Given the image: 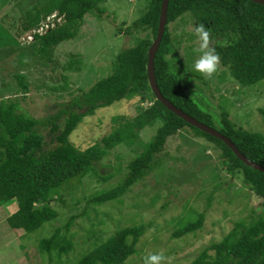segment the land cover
<instances>
[{"label": "trees", "instance_id": "1", "mask_svg": "<svg viewBox=\"0 0 264 264\" xmlns=\"http://www.w3.org/2000/svg\"><path fill=\"white\" fill-rule=\"evenodd\" d=\"M106 1L41 0V6L34 7L31 16L22 22V28L14 30L17 37L10 36V32L0 26V48L10 46L8 40L18 45L19 37L39 29L43 19L57 12L61 16L57 17L59 21L55 20L54 26L44 34L33 33V42L29 44L31 48H38V56L48 58L60 43L77 36L88 14L103 15L100 6ZM162 2L150 0L147 11L124 31L127 35L135 31H149L152 37L140 38L134 46L120 52L115 57L109 76L87 91H81L69 103L63 104L58 112L37 119L21 112L18 98L0 102V207L17 201L19 209L7 221L14 231H20L21 239L59 217L54 204L67 205L66 191L62 190L65 184L70 187L68 191H74V182H80L89 175L107 182L123 172L120 163L112 167L110 163L103 162L106 155L118 146L136 143L142 151L128 162V172L118 180L117 185L91 195V204L101 206L118 200L147 176L161 174L166 167V158L170 156L163 154L168 138L186 130L187 126L195 130V134L190 131L195 136L204 137L221 151V163L231 178L240 179L262 200L264 208V173L245 165L221 140L200 131L168 110L151 90L147 73L148 51L158 33ZM186 15L192 17L197 26L205 25L209 31V42L214 41L212 48L219 54L222 66L228 68L241 85L250 86L264 79V5L250 0H169L167 27L154 63L159 89L176 107L216 129L209 124L212 116L191 100L182 81L170 69L169 56L175 51L170 25ZM121 31L118 30L119 33ZM70 62L64 66L65 70L73 69L74 62ZM15 78L21 92L28 94L27 75L20 73ZM67 83L65 87L49 90L54 93L64 91ZM137 95H140V103L148 101L151 105L146 108L138 105L132 118L114 117L113 122L118 126L85 150L71 142V135L86 116ZM221 118V128L216 130L228 137L242 154L264 166V135L238 127L227 113H223ZM157 125L159 128L151 141L140 144L138 139L135 142L145 127ZM42 129L48 130L47 134ZM106 167H112L115 172L101 173L100 169ZM61 191L64 193L61 194ZM212 199L211 194L207 198L208 207ZM77 218L71 216L64 227H58L50 238L42 240L39 251L59 260L71 253L74 243L68 231ZM204 223L205 213H198L195 219L176 230L173 237L194 233ZM147 227L141 224L117 230L107 241L82 255L76 264H126L137 253V244ZM90 234H94L92 229ZM212 250L213 255L210 253ZM190 264H264V209L260 214L251 216L248 223L239 222L220 243L205 248Z\"/></svg>", "mask_w": 264, "mask_h": 264}, {"label": "rangeland", "instance_id": "2", "mask_svg": "<svg viewBox=\"0 0 264 264\" xmlns=\"http://www.w3.org/2000/svg\"><path fill=\"white\" fill-rule=\"evenodd\" d=\"M7 1L12 4L5 5ZM31 1L0 2V26L7 29L10 36H16L14 30L21 29L22 22L34 12L37 2ZM149 1L107 0L100 6L103 15L88 14L77 36L60 43L48 58L38 56V48L30 47L33 31L19 37L18 45L8 40L10 46L0 48V102L18 98L21 112L37 119L58 112L63 104L69 103L81 91H87L109 76L115 57L120 52L134 46L140 38L152 37L149 31H135L131 35L124 32L147 11ZM22 13H26L25 17H21ZM54 16L43 20L41 25L53 23ZM196 26L189 15L170 25L175 49L169 56L172 74L182 81L191 100L212 116L209 124L216 129L221 128V117L227 113L238 127L264 135V79L254 85L243 86L221 62L210 78L196 72L194 63L201 55ZM119 29H122L121 34ZM213 44L214 41L209 42L210 47ZM71 60L74 62L73 69L65 70L64 66ZM20 73L27 75L28 94L19 89L15 75ZM65 82H68L66 90L55 93L49 90L65 87ZM138 105L146 108L151 104L148 101L140 103V95H137L97 109L94 115L86 116L78 125L70 137L71 142L81 150L87 149L118 126L113 122L114 117L132 118ZM158 128L159 125L145 127L135 142L139 139L140 144L148 143ZM42 131L47 134L48 130ZM190 131L195 134V130L187 126L186 130L168 138L163 154L170 156L166 158V167L161 174L154 177L153 173L122 198L96 206L89 202L91 195L117 185L118 180L128 172V162L142 151L136 143L111 150L103 162L110 163L112 167L120 163L123 172L107 182L89 175L80 182H74V191H68L70 187L65 184L62 190L66 191L67 205L54 204L59 217L25 238H19L20 242H14L6 232L5 229L11 231L6 222L8 211L0 208V224L5 225L0 230V239L8 235L4 242L10 244L0 252V260L7 264H76L82 255L93 251L117 230L145 224L147 231L137 244V253L126 264H143L144 257L154 252L164 254V264H190L205 248L220 243L239 222L248 223L251 216L260 214L264 209L262 200L240 179L231 178L221 163V151L204 137L195 136ZM112 167L100 171L103 174L115 172ZM216 185L220 186L214 189ZM211 194L213 199L208 207L207 198ZM12 203L15 201L6 205ZM198 213H205L203 227L174 238L173 233L195 219ZM71 216H78L68 231L74 243L71 253L61 260L41 253V241L50 238L58 227H64ZM91 229L94 234H90ZM9 251L15 259L7 256ZM210 253L213 255L214 250Z\"/></svg>", "mask_w": 264, "mask_h": 264}, {"label": "water", "instance_id": "3", "mask_svg": "<svg viewBox=\"0 0 264 264\" xmlns=\"http://www.w3.org/2000/svg\"><path fill=\"white\" fill-rule=\"evenodd\" d=\"M250 1L255 2L257 4L264 5V0H250ZM168 6H169V0H163L162 6H161L159 25H158V33L148 51L147 73H148L149 85L156 99L162 102L163 105L168 110H170L175 115L183 119L186 123L224 142L245 165L264 173V166L250 160L248 157L242 154L238 150V148L235 146V144L228 137L224 136L222 133H220L216 129L196 120L195 118H193L192 116L184 112L183 110L179 109L169 100H167L161 93L158 83H157L156 75H155L154 63H155L157 51L160 47L161 41L163 39L165 30L167 27Z\"/></svg>", "mask_w": 264, "mask_h": 264}, {"label": "clouds", "instance_id": "4", "mask_svg": "<svg viewBox=\"0 0 264 264\" xmlns=\"http://www.w3.org/2000/svg\"><path fill=\"white\" fill-rule=\"evenodd\" d=\"M58 20L57 16H54ZM59 21V20H58ZM195 33L199 37V49L201 55L194 63L196 72L202 74L206 78L212 77L218 70L220 57L215 49L209 46L210 36L209 31L206 30L205 25L199 24L195 28ZM166 257L162 252H154L144 257L143 264H164Z\"/></svg>", "mask_w": 264, "mask_h": 264}, {"label": "crops", "instance_id": "5", "mask_svg": "<svg viewBox=\"0 0 264 264\" xmlns=\"http://www.w3.org/2000/svg\"><path fill=\"white\" fill-rule=\"evenodd\" d=\"M34 3H36V7H40L41 5H40V1L41 0H32ZM31 1V2H32ZM8 4H12V2L11 1H7L6 2V4L5 5H8ZM5 5H4V7H5ZM12 7V6H11ZM34 9V8H33ZM19 13H21V12H19ZM28 13V12H27ZM24 14H26V13H22V16L21 17H25V15ZM53 14H55L57 17H59V18H61V16H59L58 15V13L57 12H54ZM53 14H51L50 16H52ZM14 15H16V14H14ZM5 17H7V15L5 14L4 15ZM50 16H48L47 18H49ZM43 20H45V19H43ZM42 20V21H43ZM13 201H15V203H12L11 205H3V206H1L0 208H4L6 211H8V217L9 216H11L12 214H14V213H16L17 211H18V203H17V201L16 200H13ZM7 220H8V218H7ZM6 220V222H8ZM0 230L2 229V228H5L4 226V224H0ZM9 228L11 229V231L9 232V230L8 229H5L6 230V232L8 231V234H9V236L13 239V241L14 242H20V233H18V232H20V231H14L10 226H9ZM17 232V233H16ZM4 238H8V235H5V236H3L1 239H0V252L2 253L8 246H10V244H6L5 242H4ZM5 243V244H4ZM11 254V252L9 251L8 252V257L9 258H11V259H15V257H14V255L12 254V255H10ZM0 264H7L6 262H3V261H1L0 260Z\"/></svg>", "mask_w": 264, "mask_h": 264}, {"label": "built area", "instance_id": "6", "mask_svg": "<svg viewBox=\"0 0 264 264\" xmlns=\"http://www.w3.org/2000/svg\"><path fill=\"white\" fill-rule=\"evenodd\" d=\"M54 26V22L53 23H49V22H46L45 25H42L39 29L37 30H34L33 33H40V34H44L46 33V31L50 28V27H53ZM33 38V37H32Z\"/></svg>", "mask_w": 264, "mask_h": 264}]
</instances>
